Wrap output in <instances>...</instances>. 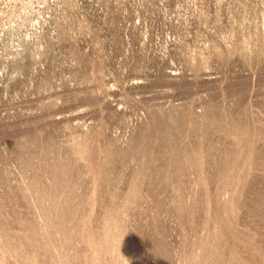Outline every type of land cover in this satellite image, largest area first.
<instances>
[{
    "label": "rangeland",
    "instance_id": "rangeland-1",
    "mask_svg": "<svg viewBox=\"0 0 264 264\" xmlns=\"http://www.w3.org/2000/svg\"><path fill=\"white\" fill-rule=\"evenodd\" d=\"M0 264H264V0H0Z\"/></svg>",
    "mask_w": 264,
    "mask_h": 264
}]
</instances>
